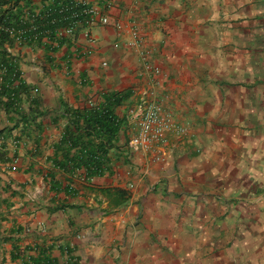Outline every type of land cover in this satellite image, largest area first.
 Masks as SVG:
<instances>
[{
    "label": "crops",
    "instance_id": "obj_1",
    "mask_svg": "<svg viewBox=\"0 0 264 264\" xmlns=\"http://www.w3.org/2000/svg\"><path fill=\"white\" fill-rule=\"evenodd\" d=\"M115 2L109 25L90 26L95 41L78 29L9 48L28 90L12 109L0 95L3 226L21 230L22 249L11 261L5 244L6 264L41 252L52 264H264V0ZM146 48L165 73L164 105L189 132L131 150L141 96L154 89ZM109 105L124 125L111 167L89 179L61 142L72 111Z\"/></svg>",
    "mask_w": 264,
    "mask_h": 264
},
{
    "label": "trees",
    "instance_id": "obj_2",
    "mask_svg": "<svg viewBox=\"0 0 264 264\" xmlns=\"http://www.w3.org/2000/svg\"><path fill=\"white\" fill-rule=\"evenodd\" d=\"M80 8L81 5H77L76 0H40L39 4L36 0H0V67L4 69L0 95H7L9 108L19 105L20 96L27 94L28 90V86L21 79L17 58L8 50L18 45L15 31H23L20 45L45 47L48 42H61L65 35H69L63 32L66 28H73L72 34H75L78 29L86 30L90 27L88 15L73 17L75 13H80ZM15 80L18 81L16 85ZM111 96V103H120L131 94L126 92L118 96L114 93ZM112 107H91L82 111L78 109L72 111V116L69 115L66 135L61 144L68 146L70 153H73L70 157L71 167L76 170L84 168L89 179L109 170V152L117 149V138L122 132L124 119L118 117ZM2 143L0 136V151L4 148ZM3 184L5 183L0 178V264H6L5 244H12L11 261H16L18 254L22 253L19 240L15 238L21 230L6 231L3 226V208L7 204V199L2 195L5 190ZM127 196V191L118 190L119 200L126 201ZM41 256L44 259L28 258L23 264H52L44 252H41Z\"/></svg>",
    "mask_w": 264,
    "mask_h": 264
},
{
    "label": "built area",
    "instance_id": "obj_3",
    "mask_svg": "<svg viewBox=\"0 0 264 264\" xmlns=\"http://www.w3.org/2000/svg\"><path fill=\"white\" fill-rule=\"evenodd\" d=\"M76 3L77 5H81L80 13H75L73 17L88 15L89 26L94 23L106 26L109 25L111 16L110 12L116 7L115 0H104L103 3L100 4H91L88 0H76ZM132 25L133 28L130 29L132 31L133 44L140 45L143 42L142 40L145 38V35L137 25L136 21ZM115 28L120 35L125 34L126 32V27L123 23H116ZM73 31V28H66L63 32L70 35ZM15 33L16 42L17 44H20L23 40V31L17 30ZM85 33L90 41L96 40V36L92 33L90 27L85 30ZM152 52L153 51L150 48L141 51L142 62H144L147 70L152 75L154 89L151 91L148 90L149 92H146L141 96L139 125L136 133L130 139L131 150H148L156 145H160L166 140L167 133L170 131L176 130L180 133L189 132L187 126H180L175 120L174 114L164 105L162 96L156 89L160 84L159 79L163 77L165 73L161 67L151 64L150 57ZM105 64L106 62H104V65ZM2 70L4 69L0 67V71Z\"/></svg>",
    "mask_w": 264,
    "mask_h": 264
},
{
    "label": "rangeland",
    "instance_id": "obj_4",
    "mask_svg": "<svg viewBox=\"0 0 264 264\" xmlns=\"http://www.w3.org/2000/svg\"><path fill=\"white\" fill-rule=\"evenodd\" d=\"M262 23H263V24H262L261 26L264 27V21H263ZM251 80H252L251 82H255L254 79H253V77L251 78ZM251 84H252V83H251ZM247 87L250 88V87H249V83H248ZM244 121H245V120H244ZM130 171H131V170H130ZM241 219H243V217H242ZM241 219H239L238 222H237V226H238V227H241L242 224H243V222H242Z\"/></svg>",
    "mask_w": 264,
    "mask_h": 264
},
{
    "label": "clouds",
    "instance_id": "obj_5",
    "mask_svg": "<svg viewBox=\"0 0 264 264\" xmlns=\"http://www.w3.org/2000/svg\"><path fill=\"white\" fill-rule=\"evenodd\" d=\"M18 45H20V44H18ZM4 71V70H3ZM0 73H2V71H0Z\"/></svg>",
    "mask_w": 264,
    "mask_h": 264
}]
</instances>
